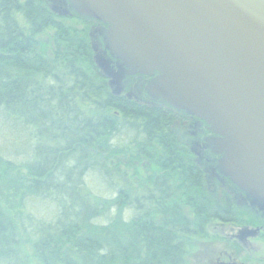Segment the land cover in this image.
<instances>
[{
    "label": "trees",
    "instance_id": "1",
    "mask_svg": "<svg viewBox=\"0 0 264 264\" xmlns=\"http://www.w3.org/2000/svg\"><path fill=\"white\" fill-rule=\"evenodd\" d=\"M47 1L0 0V113L34 127L27 172L2 158L0 264H190L189 244L209 237V223L242 216L236 201L209 190L204 168L173 133V110L112 94L94 62L91 22L71 26ZM48 29L49 48L38 39ZM122 120L133 139L118 147ZM186 120L178 112L181 133ZM122 154L149 164L146 185L131 186L112 160ZM87 172L112 198L86 189ZM33 195L51 198L53 217L25 212Z\"/></svg>",
    "mask_w": 264,
    "mask_h": 264
},
{
    "label": "water",
    "instance_id": "2",
    "mask_svg": "<svg viewBox=\"0 0 264 264\" xmlns=\"http://www.w3.org/2000/svg\"><path fill=\"white\" fill-rule=\"evenodd\" d=\"M68 1L108 24L107 48L131 74L158 72L147 86L153 98L210 126L218 168L264 208V0ZM59 3L52 10L68 15ZM98 47L92 41L96 65L118 84Z\"/></svg>",
    "mask_w": 264,
    "mask_h": 264
},
{
    "label": "flooded vegetation",
    "instance_id": "3",
    "mask_svg": "<svg viewBox=\"0 0 264 264\" xmlns=\"http://www.w3.org/2000/svg\"><path fill=\"white\" fill-rule=\"evenodd\" d=\"M59 1L68 3L69 9L68 15H61L57 12L60 16L73 19H88L91 22L89 29V36L92 33V37L90 36L91 47L92 41L99 45L98 50L106 55L110 60V67L114 72L119 74L118 76L121 78L120 80L119 77H114L115 82L119 80V83L111 85V78L103 75L99 67L96 65V68H98L100 73L106 78L111 92L114 89H118L119 86H122L120 94L115 96L122 97L128 101L135 102L148 108L163 109L164 111L167 110V108L173 110L175 112V129L173 130V133L176 134L177 139L178 133H181V130H178V112L184 113L188 118V120L185 121L188 128L182 131L180 138L182 141L183 137L185 138V142L188 143V148L191 152L202 156V161L196 157L195 162L198 166L200 165L204 168L209 190L219 192V195L224 197L225 195L230 196L233 200L237 201V204H241L240 207L242 211L247 214L245 215V218H243L244 216H237L235 217L236 220H220L222 227L219 231H216L217 235L215 234L214 240L203 242L201 245L202 248L196 253V258L198 260V263L196 264H262L264 257L257 256L260 245L256 244L258 243V240L264 241V208L253 205L248 198V195L240 190L230 178L224 175L218 168L220 155H217L212 151L208 142L209 139L216 135L210 129V126L195 116L170 107L162 99L153 98L147 91V86L158 72H156L155 75H145L141 73L131 74L129 68L124 66L122 61L113 56L107 48L104 33L108 24L77 14L74 9L69 7L70 3L68 0H57L54 2L59 3ZM58 10L60 12L63 10L60 3ZM213 168L214 178L212 179L213 182L210 184L208 179ZM240 220L244 223L240 222ZM227 231L229 232L227 233Z\"/></svg>",
    "mask_w": 264,
    "mask_h": 264
},
{
    "label": "rangeland",
    "instance_id": "4",
    "mask_svg": "<svg viewBox=\"0 0 264 264\" xmlns=\"http://www.w3.org/2000/svg\"><path fill=\"white\" fill-rule=\"evenodd\" d=\"M47 3H48L47 5L49 8L51 7V5L53 6L55 5V2L53 3L52 1H49V2L47 1ZM63 21H65L68 24H71V26H74L76 28H79V29L84 28L83 22L76 18L73 19L69 17H64ZM51 35H53V31L48 29L44 31L42 34H40L38 36V39L42 42L44 41L45 45L48 46L49 48L52 45ZM90 43H91V40H90ZM123 121L124 120L120 121L121 124L116 130L115 135L113 137V143L118 145V147H124L125 145H130L133 139V135L130 132L129 127L125 126V123H123ZM174 128H175V125H174ZM33 133H34V127L31 125L25 124L22 121V119L20 118L17 119L15 118V116L11 117L9 115H4L0 113V172H1V169L3 170V167H2L4 166L2 163L3 160L8 161V162L11 161L15 164H18L21 167L23 172H27L26 162L31 163L32 157L30 156V152L26 150L27 148L25 149V147L28 146L29 140L32 142ZM19 144H22L24 146V150H20L18 148ZM193 155L195 156V158L197 157L199 158V160L201 161L203 160L201 155L199 156V154L196 155L194 153ZM129 156H125L124 154H122V155L116 156V158L114 157V159L112 160L117 161L119 164H121L120 165L121 169H125V171H128L130 173L131 178H132L130 179L131 186H135V188L138 189L146 185L145 182H147L151 174H153L152 172L153 170H150L147 167L146 164L148 163H145L146 161L141 162L138 159L130 161ZM83 177L85 180V184H87L86 189L90 188V189L100 190L102 194L105 193L103 195L105 198L107 199L112 198V194L107 192L106 191L107 189L101 186V184H103L102 180L99 181L98 176L95 173L87 172L86 174H84ZM213 178L214 176L211 172L209 179H208L210 181V184L211 182H213L212 180ZM0 198H1L0 201L3 202L4 198L3 197H0ZM236 204H237V201H236ZM238 204H237V209L239 212L241 211L240 213L242 214V216H244L243 218H245V215L247 214H245L244 211H242L240 207L241 204L239 205ZM25 207H26L25 212H28V210L30 209L32 214L38 215L39 217L48 218V219L49 217H53V214L57 212L56 211L57 207L52 203L51 198L46 197V196H40V195L31 196L26 201ZM182 209H183V212H185L187 216L192 215L191 214L192 209L189 208L188 205L183 206ZM115 210H117V208L112 210L111 213L113 214ZM121 213L123 217L125 216L127 217L128 214L130 213V210L129 209L122 210ZM240 222H243V221L240 220ZM221 227H222V223L220 220L213 221L206 226V229L209 232L208 238L195 239L194 241L190 242L189 251H187V254H186V259L189 261L190 264L198 263V260L196 258V253L202 248L201 247L202 243L214 240V236L217 233L216 231H219ZM228 232L229 231H227V233ZM256 245H260L257 256L264 257V241L258 240V243ZM26 246L28 247L29 250L32 249V247H30V244H27ZM32 263L35 264L36 260L32 261ZM262 264H264V259H263Z\"/></svg>",
    "mask_w": 264,
    "mask_h": 264
}]
</instances>
